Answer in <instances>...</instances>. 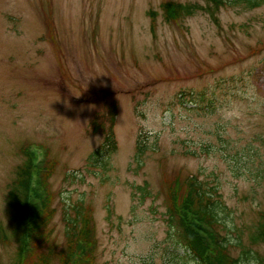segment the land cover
<instances>
[{"label":"rangeland","instance_id":"obj_1","mask_svg":"<svg viewBox=\"0 0 264 264\" xmlns=\"http://www.w3.org/2000/svg\"><path fill=\"white\" fill-rule=\"evenodd\" d=\"M167 1L204 6L0 0V225L9 236L0 264L16 260L5 193L24 148L40 162L35 194L48 193L53 210L43 257L62 249L64 220L84 208L92 264H195L165 217L167 191L179 205L192 179L213 195L209 208L237 264L257 263L242 250L264 259L247 242L264 213V0L226 5L217 25L204 12L165 23ZM108 128L113 152L89 161ZM143 183L150 195L140 201L131 186Z\"/></svg>","mask_w":264,"mask_h":264},{"label":"trees","instance_id":"obj_2","mask_svg":"<svg viewBox=\"0 0 264 264\" xmlns=\"http://www.w3.org/2000/svg\"><path fill=\"white\" fill-rule=\"evenodd\" d=\"M204 6L191 3H177L167 1L161 4L162 19L165 23L177 22L183 18L191 17L196 12H204L208 15L211 22L217 25L215 13L226 5H243L246 9L258 7L260 0H200ZM149 18H153L154 14L147 13ZM103 142L100 147L91 155L89 161L95 162L100 158H106L107 154L114 150V138L110 128L102 130ZM142 148L138 145L135 148L134 162L140 163V154ZM108 161V160H107ZM103 162V168L106 166ZM32 171L31 160L25 156L23 161L15 168L13 179L6 188L5 204L10 211V221L12 224L11 239L17 238V252L15 264H50L51 260H57L58 264H92L93 252L95 250V240L92 231L91 215L84 208H78L79 212L73 220H67L65 225L69 224L70 228L66 229L65 242L58 252L52 254V249L48 254L42 256V245L46 233L44 232L46 222L53 215V210L49 208V195L43 194L38 197L35 193L30 194L29 184ZM49 172L46 173V175ZM131 194L137 192L139 199L149 197V189L146 183L131 186ZM187 199L180 202L179 205L174 203V193L167 191L165 202V217L168 227L171 229V237L174 242L181 247L192 258L195 264H237V259L229 254L228 244L224 236L218 232V221L216 220L211 208L213 204L212 194L203 189V186L196 183L195 180H189L187 185ZM30 196L32 200L30 201ZM193 208V215L203 226V231L207 233L206 238L198 237L193 229L181 222L179 208ZM37 211V215L33 213ZM258 221L252 231L247 236L249 246H262L264 248V213H260ZM67 222V224H66ZM36 227V229L34 228ZM33 230L35 232V240L31 251L26 250L23 244V234L25 230ZM47 237V235H46ZM7 234L0 225V244L7 243ZM42 238V240H41ZM244 261L249 263L250 260H257L256 264H264V259L259 255L252 253L251 250L241 251ZM51 254V255H50ZM252 254V255H251ZM79 256V260L75 259ZM257 259H256V258ZM35 260V261H34Z\"/></svg>","mask_w":264,"mask_h":264}]
</instances>
